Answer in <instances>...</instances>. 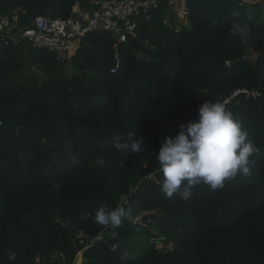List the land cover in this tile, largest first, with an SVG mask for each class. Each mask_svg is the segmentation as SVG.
Returning a JSON list of instances; mask_svg holds the SVG:
<instances>
[{
	"label": "trees",
	"instance_id": "16d2710c",
	"mask_svg": "<svg viewBox=\"0 0 264 264\" xmlns=\"http://www.w3.org/2000/svg\"><path fill=\"white\" fill-rule=\"evenodd\" d=\"M93 1L0 0V17L68 18ZM159 9L124 42L87 34L72 66L31 46L1 50L0 264H74L80 251L82 264H264V24L252 25L247 58L231 23L189 10L181 20L166 0ZM240 89L257 95L225 103ZM203 101L224 103L259 148L251 175L167 198L156 154ZM129 132L144 142L127 156L114 145ZM120 204L131 214L119 227L95 221Z\"/></svg>",
	"mask_w": 264,
	"mask_h": 264
},
{
	"label": "clouds",
	"instance_id": "9594fccd",
	"mask_svg": "<svg viewBox=\"0 0 264 264\" xmlns=\"http://www.w3.org/2000/svg\"><path fill=\"white\" fill-rule=\"evenodd\" d=\"M179 129L177 134L165 137L156 154L163 174L160 187L167 198L178 195L186 200L201 183L218 190L238 175H251V157L259 153V148L248 139L247 131L224 103L203 101L198 118L181 123ZM143 142L144 137L129 132L127 139L118 136L114 147L128 156L141 152ZM130 214L131 208L124 204L115 208L101 205L95 221L117 228ZM16 258V252L11 251L8 260Z\"/></svg>",
	"mask_w": 264,
	"mask_h": 264
},
{
	"label": "built area",
	"instance_id": "2783aa9c",
	"mask_svg": "<svg viewBox=\"0 0 264 264\" xmlns=\"http://www.w3.org/2000/svg\"><path fill=\"white\" fill-rule=\"evenodd\" d=\"M164 0H94L89 7L76 5L68 18H53L43 14L33 19L23 20L21 9L10 10L0 17V53L8 45L31 46L36 52L46 50L55 55V58L67 66H72V61L81 48L84 37L89 33L106 32L124 42L128 34L136 31L141 19L149 17L158 10ZM172 6L177 0H166ZM243 3L257 4L262 0H239ZM174 9L176 17L184 19L188 9ZM180 27L176 29L178 32ZM140 58H148L144 52L138 54ZM118 57V53L116 54ZM119 61L116 68L119 67ZM40 62L32 63L30 72L43 74ZM247 96L257 95L256 91L246 89L236 90L233 95L225 100L229 103L238 94ZM104 235L94 239L97 241ZM82 254L80 251L78 255ZM77 255V257H78ZM39 258L35 264H41Z\"/></svg>",
	"mask_w": 264,
	"mask_h": 264
},
{
	"label": "water",
	"instance_id": "95a60500",
	"mask_svg": "<svg viewBox=\"0 0 264 264\" xmlns=\"http://www.w3.org/2000/svg\"><path fill=\"white\" fill-rule=\"evenodd\" d=\"M186 8L209 22L216 23L225 20L231 23L233 32L243 38L246 50L245 57L255 58L257 56L250 47V37L253 24H264V0L257 4L243 3L239 0H186ZM160 11L158 9L153 14ZM154 217L151 214V218ZM148 218L149 215L147 214L142 217L143 220Z\"/></svg>",
	"mask_w": 264,
	"mask_h": 264
},
{
	"label": "rangeland",
	"instance_id": "374dc122",
	"mask_svg": "<svg viewBox=\"0 0 264 264\" xmlns=\"http://www.w3.org/2000/svg\"><path fill=\"white\" fill-rule=\"evenodd\" d=\"M182 5H183V0H177L176 3L172 4L171 9L174 11V9H176V8H183ZM146 214L147 215L153 214L155 217L152 220H154L156 218V216L158 214H160V212L158 210H154V211H151V212H147ZM105 235L107 237H109V238L112 237L111 232L109 230L106 231ZM83 259H84L83 254L78 255V257H77V259H76L74 264H82Z\"/></svg>",
	"mask_w": 264,
	"mask_h": 264
},
{
	"label": "bare ground",
	"instance_id": "6f19581e",
	"mask_svg": "<svg viewBox=\"0 0 264 264\" xmlns=\"http://www.w3.org/2000/svg\"><path fill=\"white\" fill-rule=\"evenodd\" d=\"M184 6L186 7V0H184Z\"/></svg>",
	"mask_w": 264,
	"mask_h": 264
}]
</instances>
